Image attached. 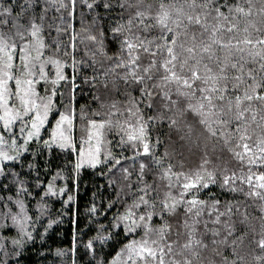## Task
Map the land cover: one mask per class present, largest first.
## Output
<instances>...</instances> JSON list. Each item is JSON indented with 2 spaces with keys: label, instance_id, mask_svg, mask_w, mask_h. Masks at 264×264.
<instances>
[{
  "label": "snow or ice",
  "instance_id": "1",
  "mask_svg": "<svg viewBox=\"0 0 264 264\" xmlns=\"http://www.w3.org/2000/svg\"><path fill=\"white\" fill-rule=\"evenodd\" d=\"M247 5L245 8L230 0H184L180 4H165L161 0L158 10L153 13V5L146 4L145 0H0V192L8 193L0 195V234L10 228L16 230V236L11 237V252L3 242L9 237L0 236V252L4 256L0 264H8L10 259L21 257L29 241L34 243L36 235L43 241L52 226L58 223L49 219L43 233L36 228L49 210L47 201L66 194V187H57L55 183L61 178L62 169L58 168L45 182L41 179L37 157L45 150L51 153L54 146L76 150L73 138L78 87L76 75L69 79L55 54L44 58V50L49 47L42 39L44 22L53 9L59 13L60 24L55 25V30L57 33L66 32L68 28L63 25L68 24L72 28V48L75 50L77 15L83 25L87 10L95 24L99 21L98 9L101 7L105 13L115 12V17L104 18L111 21L109 31L116 50L113 55H108L102 26L98 35L87 37L97 45L99 55L113 63L102 73L98 72L94 53L89 65L93 75L91 79L85 77V82L93 88L99 83L106 90L111 83L112 89L123 95L125 100L123 111L118 106L120 102L113 101L108 106L111 109L108 119L88 121L94 130L90 136H95L97 146L87 153L80 150L73 172L74 179L78 181L85 164L92 168L103 165L107 169V173L102 174L109 176L108 187L113 192L106 203L101 199L99 206L93 200L87 208L89 223L98 221L101 213L108 219V212L117 205L124 211L117 209L107 224L98 225L96 235L83 244V260L78 259L77 237L73 235L72 264H205L197 249L209 248V243L203 238L208 233L212 237L211 251L220 259H209L206 264H244L240 249L248 237L252 219L247 210L241 213L239 220L245 226L244 230L238 232L236 221L232 219L235 213L231 203L227 204L225 212H220L219 200L213 199L208 205L197 196L191 199L188 196L192 190L198 193L201 188L207 189L217 182V167L209 170L211 145L212 152L226 150L248 169L245 173L242 168L237 175L224 167L219 173L221 186L236 191L234 185L237 182L246 184L249 191L245 195L258 197L264 202V171H253V168H264V115H259L258 119V110L252 107L253 101L264 104V30L249 21L251 27L262 35L253 39L246 25L242 38L236 35L225 38L226 33L240 31L238 15L250 17L255 10L264 22V0H259V4L247 0ZM125 12H129L127 18ZM56 19L52 17L49 28L54 26ZM56 52H59L58 44ZM72 60L75 72L77 61L74 55ZM48 64L56 69L51 86L45 72ZM213 64L215 68L211 66ZM110 76L113 77L111 81ZM41 81L45 85L43 96L37 89ZM62 81L69 85L67 101L60 91L64 86ZM119 81L123 82V93H120ZM241 88L242 95L238 94ZM93 100L105 107L99 95H93ZM245 102H248L246 107ZM83 112L82 106V118ZM145 112L150 115L145 116ZM50 114L58 116V119L50 139H42L41 129L49 123ZM122 116L125 118L119 119ZM156 123L166 124L169 130L181 133L179 143L171 151L166 148L163 154L156 152V146L161 144L160 137L153 141L150 136V130ZM251 123L261 129L252 144L249 143L252 140ZM197 126L202 129L201 134H197ZM105 129L118 137L116 145L122 150L125 145H130L133 155L124 156L123 151L118 155L110 149L102 152L101 137ZM33 143L38 145L37 150L31 148ZM184 150H202L200 165L194 172L175 171L176 166L170 157L183 156ZM28 152L32 154V161L25 162L24 153ZM122 158L131 160L132 164L124 166ZM6 162H11V166ZM25 163L28 172L24 171ZM137 163L139 167L133 181L129 169ZM17 166L20 171L16 170ZM153 168L156 172L149 183L146 174ZM44 171L48 173L47 165ZM32 172H35V177L29 181L27 177ZM159 181L165 182L163 196ZM30 183L39 190L35 195L29 190ZM25 196L38 197L35 219L29 215ZM129 196L131 203L128 202ZM72 199L68 195L64 204H69ZM182 206V226L187 230L188 240L179 254L189 250L191 258L166 260L165 257L173 253V243L166 242L170 228L166 217L176 215ZM205 206L209 207V216L215 215L214 224L220 225L221 217H227L223 221V234L219 228L209 229L208 221L204 220L205 232L197 238V226L201 223ZM236 211H239L238 207ZM259 212L261 233L252 242L264 252V203L260 205ZM154 216H159L163 223L154 226ZM138 230H142L143 235L136 239ZM117 245L119 250L108 259L110 253L105 249H114ZM227 249L231 252L227 253ZM56 255L64 256L66 252L57 249ZM256 260L258 264H264V255L257 256Z\"/></svg>",
  "mask_w": 264,
  "mask_h": 264
},
{
  "label": "trees",
  "instance_id": "2",
  "mask_svg": "<svg viewBox=\"0 0 264 264\" xmlns=\"http://www.w3.org/2000/svg\"><path fill=\"white\" fill-rule=\"evenodd\" d=\"M165 4L176 3L180 4L183 3L184 0H163ZM231 3H239L243 7L247 8V0H230ZM254 3L259 4V0H253ZM146 4L153 5V13L158 10V6L161 3V0H145ZM100 13L99 21L95 24L92 23V15L87 14V10H85V17L84 23L81 25L80 18L77 15L75 21V31L77 34L76 41H75V50L72 48V28L68 26V24H64L63 27L68 28V30L61 31L57 33L55 30V25L60 24L59 20V13L53 9L49 13L48 19L44 22V29L42 32V37L45 41V44L49 47H46L47 54H55L56 58L61 60L63 63V71L65 75L70 79L73 74L76 75V84L78 85L75 96H76V122H75V138L77 139V149L78 152L72 151L71 149L62 150L58 147H53L51 153L47 150L43 152L42 155H39L36 159V163L39 165L41 179L47 182L59 169L61 171V178L55 181L57 187H66V194L63 196H58L56 198H51L47 201L49 205V210L47 214H45L40 222L36 225L39 233L44 232V228L46 227L49 219L57 220L58 223L54 224L52 228L48 231V234L44 237L43 241L40 239L39 235H36L35 242L29 241L25 248L22 250V256L19 258L10 259L8 264H72V254L71 249L73 246V235L75 234L77 237V252H78V259L83 260V244L87 242V240L96 235V229L99 224H107L108 221L111 219L112 214L119 209L121 212L124 211V208L120 205H117L116 208H113L108 212V219L104 218L103 213L100 214L98 221L93 220L92 223H89V215L87 212V208L91 206L93 200L99 206L101 199L107 200V197L112 194L113 189L108 187L109 176L107 174V169L103 165H99L96 168H92L89 165L85 164L82 169L80 170L79 180L77 181L74 179L75 173L73 172V166L77 160V154L81 149V143L79 139V133L82 127L88 123L91 119L96 120H105L108 119V113L111 109L108 107L112 104L113 101H118L120 104L118 105L120 108L123 107V101L125 97L121 94H118L114 89L111 87V83H109V89H104L99 83L95 88L92 87L90 83L85 82V77L91 79L93 75V69L89 65L92 63L93 54L96 53L95 59L98 62L95 67L98 72H103L105 69L109 68L113 61L108 60L106 57L99 55L97 52V45L88 40L87 37L89 35H98L99 29L101 26L106 35V48L108 51V55H113L116 50L115 44L111 41V33L109 31V24L110 20L105 19V16L115 17V12L105 13L104 9L101 7L98 9ZM131 11V10H130ZM129 15V12H125V18ZM57 17L56 21L54 22V26L49 28V23H52V17ZM237 19L239 20L238 27L240 31L238 33L233 34H225V38L227 39L230 35H236L238 38H242L243 28L247 25L249 27V31L251 32L252 38L256 39L262 33L256 32L249 21L255 23L256 28H260L264 30V22L261 21V17L257 15L256 11H253L252 16L245 17L243 15H238ZM155 34V33H153ZM57 44L59 45V52H56ZM67 52V55H65ZM75 56V60L77 61L76 69L74 72L73 69V60L72 57ZM81 62H83L81 64ZM146 62V58H145ZM215 68V65H211ZM250 66H258V65H250ZM122 71V70H117ZM113 77H109V81H111ZM120 83V93H123L124 87L123 82L119 81ZM63 87L60 88V91L64 93L63 99L67 101L69 95V85L66 84L64 81L61 82ZM243 88L238 94L242 95ZM41 94V93H40ZM93 95H99L101 102L105 105V107H101V103L93 100ZM134 95H138V93H134ZM59 99V98H57ZM248 102H245L244 106H247ZM59 107V104L56 105ZM84 107L83 118L81 114V107ZM252 107L258 110V119L259 115H264V104L259 101H253ZM63 110V109H61ZM93 113H99V115H94ZM1 114V113H0ZM150 115V113L145 112V116ZM250 116V113L248 114ZM126 116V114H125ZM125 116H122L123 119ZM122 117H119L122 118ZM58 119V116L50 114L49 116V123L45 124V127L41 131L42 139H50L52 129L55 128V120ZM116 119V117H113ZM194 122V121H193ZM202 129L197 126V133L199 134ZM261 129L256 127L255 123L250 124V134L252 135V140L249 141L250 144L254 143L257 136L260 134ZM181 133H178L176 130H169V128L165 125L161 126L160 124L156 123L150 130V136L154 141L157 136L160 137L161 144L156 146L157 154H163L165 149H169L176 144L179 143V136ZM118 139L113 133L109 132L107 136L108 145L110 150H112L116 154H120L123 151V155L127 157H131L133 155V149L130 145H125L124 149L122 150L120 147L116 145V140ZM112 143H109V142ZM31 148L33 150L38 149V145L33 143L31 144ZM142 152V146H141ZM196 156L201 162L202 158V150H195ZM228 151L220 152L217 150L215 153L211 151V145L209 146V157L212 160V164L209 166V170L213 167H217L218 175H217V182L215 184L209 185V188H201L197 193L195 190H192V194L188 196V199L193 198V196H197L198 199L204 200L208 202V205H211L213 199H217L220 201L219 211L225 212L226 206L228 203L233 205L234 215L232 219L236 221L237 231L244 230L243 225L239 223V220L242 218L241 213H244L247 210L248 214L251 219V227L248 229V237L246 238L244 244L241 246L240 252L241 255L244 256V264H258L256 260L257 256L264 255V252L261 251L260 248L253 243V238L258 239L261 233V222L258 219L260 216L259 207L262 202L258 197L254 196H246L245 193L249 191L248 186L246 184H241L237 182L234 187L237 188L236 191H231L229 187L221 186L220 182V175L219 173L223 171L224 167H227L229 171H235L237 175H240L241 169L243 168L244 172H247V165H242L238 160H236L233 156L230 157V160L227 164H223V160H226L227 157H224V154ZM200 154V155H199ZM232 155V154H231ZM24 160L25 162L32 161V154L31 152L24 153ZM179 163L171 162L176 166L175 171L181 172V163L184 164L185 161ZM147 163L148 160H145ZM9 166H11V162H6ZM122 163L124 166H129L132 164L131 160L124 161L122 158ZM48 167V173L45 174V166ZM138 163L135 167H130V171L132 172L131 179L133 181L136 180V172L138 171ZM17 171H20V167H16ZM24 171L28 172L26 163L24 166ZM253 171L260 172L264 171V168H253ZM156 172V169L153 168L152 172L146 174V179L149 183L153 180V173ZM35 177V172H32L30 176L27 177L29 181H32ZM66 177V179H65ZM119 181V177H117ZM182 180V177H181ZM161 185V196L164 195V183L159 181ZM240 189H243L242 191ZM29 190L33 192V195L38 189H35L32 183L29 184ZM95 193V196H94ZM14 195V191L12 193ZM0 195H8V193L0 192ZM68 195L73 197L72 201L69 204L65 205L64 201L67 200ZM29 210V215L35 219L37 212H36V199L32 197L25 196L24 197ZM128 202L131 203V197L129 196ZM239 208V211H236V208ZM2 208V206H0ZM15 209V208H13ZM181 210L178 211V218L175 219L173 222L177 224L180 228H182V221L184 219V207L180 208ZM209 207L205 206L204 214L201 217V223L197 226V238H200L201 235L205 232L203 221H208V228H219L221 233L223 234V221L227 219L226 216L221 217L222 223L220 225L214 224L213 221L215 220V215L209 216L208 215ZM169 216L166 217L167 221L169 220ZM163 221L160 220L159 216L153 217V225H160ZM143 235L142 230H138V234L135 237L139 239L140 236ZM2 237H9V239L4 240L3 242L7 245V249L9 252L12 250L11 244V237L16 236V230L10 228L0 234ZM204 240L209 243L208 249L198 248L197 250L201 254V258L205 261L209 259H215L219 261V257L214 256L211 251V234L208 233L205 235ZM123 239V236H121ZM127 242V241H125ZM119 245H117L114 249H105L106 253H110L107 256L108 259H111L112 256L115 255V251L119 250ZM223 248V246H221ZM62 249L65 250L66 255L64 256H57L56 250ZM189 253V250H187ZM227 253L231 252V249L226 250ZM190 255V254H189ZM191 258V255L188 256ZM185 258V257H184ZM4 259L3 252H0V260Z\"/></svg>",
  "mask_w": 264,
  "mask_h": 264
},
{
  "label": "rangeland",
  "instance_id": "3",
  "mask_svg": "<svg viewBox=\"0 0 264 264\" xmlns=\"http://www.w3.org/2000/svg\"><path fill=\"white\" fill-rule=\"evenodd\" d=\"M42 39H43V37H42ZM44 52H45L44 58H47V56L52 55V54L46 53V48H45ZM55 58H56V56H55ZM63 63L64 62L61 61L62 65H63ZM45 72L47 73V75L49 77V86H51L50 81H51V79L55 78V72H56L55 66L52 64L46 65L45 66ZM38 78L39 77H37V79ZM44 87H45V85H44L43 81H41L40 84L37 85L38 92H39V94L41 93L40 94L41 96L44 95ZM121 111H123V107H121ZM75 119H76V116H75ZM120 119L123 120V117ZM75 122H76V120H74L73 138H74V145H75V149H76L75 151L78 152L77 139L75 138ZM0 124H2V122H0ZM44 127H45V125H44ZM43 128L41 129V131L43 130ZM92 132H94V130L90 127L89 123L85 124V126L82 127L80 130L79 139H80V143H81V149H83L85 153H87L89 151V149L95 150V148L97 146V141H96L95 136L94 135L90 136V133H92ZM108 133L109 132L107 131V129H105L104 135L101 137V145L100 146L102 148V152L110 149L109 145H108V140H107ZM199 134H201V132ZM171 149H172V147L170 148L169 151H171ZM76 154H77V159H78L79 153H76ZM231 156H232L231 153L226 152L224 154V157H227V158H226V160H223V164L224 163L227 164V162L230 160ZM170 159L171 160L173 159V162H176V163H179L180 160H182L181 162L185 161V163L183 164V167H181V172H194L196 169H198V167L200 165V162H199L198 157L196 156L195 150H192V151L184 150L183 156L176 155V156L170 157ZM182 180H183V177H182ZM173 183L175 184V181H173ZM173 191L176 192L177 189L174 188ZM13 210L18 211V209H16V208ZM179 210H181V209H179ZM168 218H169V220L167 222L170 225V228L167 231L166 242L167 243H173V253L170 254L169 256H166L165 259L166 260H172V259L183 260L185 256H187V255L190 256L189 255L190 252L188 253L187 250H183V255L179 254L182 250L183 244L188 240L187 230L184 227L180 228L177 224H175L173 222L175 219L178 218V212L176 215L169 216ZM156 226H158V225H156ZM153 238H155V237H153Z\"/></svg>",
  "mask_w": 264,
  "mask_h": 264
}]
</instances>
